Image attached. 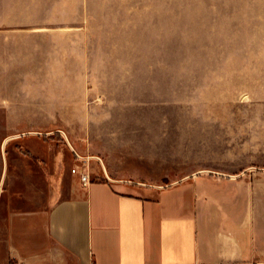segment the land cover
<instances>
[{"label": "rangeland", "instance_id": "obj_1", "mask_svg": "<svg viewBox=\"0 0 264 264\" xmlns=\"http://www.w3.org/2000/svg\"><path fill=\"white\" fill-rule=\"evenodd\" d=\"M0 13L19 41V115L3 125L32 148L38 200L78 156L155 186L264 170V0H0Z\"/></svg>", "mask_w": 264, "mask_h": 264}, {"label": "crops", "instance_id": "obj_2", "mask_svg": "<svg viewBox=\"0 0 264 264\" xmlns=\"http://www.w3.org/2000/svg\"><path fill=\"white\" fill-rule=\"evenodd\" d=\"M17 21L0 13V264H264V170L155 186L95 167L38 200L32 148L3 125L19 115Z\"/></svg>", "mask_w": 264, "mask_h": 264}, {"label": "built area", "instance_id": "obj_3", "mask_svg": "<svg viewBox=\"0 0 264 264\" xmlns=\"http://www.w3.org/2000/svg\"><path fill=\"white\" fill-rule=\"evenodd\" d=\"M92 157L78 156L77 162L71 168V175L78 177L84 188H87L92 183L91 162Z\"/></svg>", "mask_w": 264, "mask_h": 264}]
</instances>
